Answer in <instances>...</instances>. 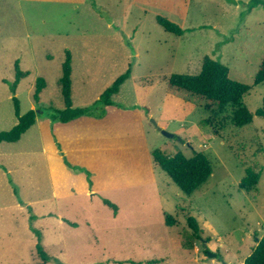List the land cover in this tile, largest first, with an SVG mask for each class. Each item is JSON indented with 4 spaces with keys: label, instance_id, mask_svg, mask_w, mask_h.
<instances>
[{
    "label": "rangeland",
    "instance_id": "374dc122",
    "mask_svg": "<svg viewBox=\"0 0 264 264\" xmlns=\"http://www.w3.org/2000/svg\"><path fill=\"white\" fill-rule=\"evenodd\" d=\"M251 1L0 0V131L17 121L13 96L20 114L35 109L39 118L19 141L0 144V160L11 169L0 170V264L41 261L35 230L51 255L47 264H243L264 233V117L255 114L263 104L264 82L253 85L264 56V4L249 7ZM158 15L178 24L183 34L165 30ZM67 51L72 107L93 105L131 69L106 113L97 115L98 106L95 114L70 123L65 146L103 141L99 155L105 160L107 155L113 161L108 168L116 171L104 190L87 200L82 194L81 201L90 202L92 228L76 231L59 229L55 217L40 218L42 202H53L42 144L45 140L54 149L52 137L62 125L51 116L66 107L60 78ZM206 55L226 64L231 78L253 85L221 114L203 98L168 83L172 73L197 74ZM16 64L24 72L17 83ZM38 77L46 85L35 101ZM239 104L254 113L244 126L232 121ZM142 118L143 128L138 125ZM49 119L52 137L41 130ZM162 129L176 137H166ZM139 143L134 168L123 149ZM108 147L115 152L106 153ZM154 147L187 157L202 151L212 174L186 194L154 162ZM89 153L80 152L83 166L72 165L68 157L63 162L84 172V182L90 184L94 176L103 188L99 176L106 166L97 168V158ZM249 168L260 178L245 190L240 182ZM25 200L35 202L30 206ZM168 215L174 223L167 222ZM61 245L67 250L61 251Z\"/></svg>",
    "mask_w": 264,
    "mask_h": 264
},
{
    "label": "trees",
    "instance_id": "16d2710c",
    "mask_svg": "<svg viewBox=\"0 0 264 264\" xmlns=\"http://www.w3.org/2000/svg\"><path fill=\"white\" fill-rule=\"evenodd\" d=\"M259 3L264 4V0H252L249 7L256 6ZM157 21L165 30L173 32L177 35L183 34V29L165 16L158 15ZM17 81L24 75V72L18 68ZM131 69L128 68L124 73L119 75L114 82L105 89L98 100L93 105L87 107H72V58L69 51L66 52V58L62 64V75L60 78L62 85V96L66 103L64 109L54 110L51 118L62 122L70 121L82 115L95 114L98 106H101V116L106 113L105 106L113 103L112 95L117 93L122 83L129 77ZM264 82V56L259 64L258 70L253 79V85H258ZM16 83L13 84L12 90L15 91ZM170 86L186 90L193 96H199L206 101L208 107L214 105L218 109V113H222L223 109L230 105L236 104L243 96L249 93L253 85L235 80L229 75V67L208 55L203 58L201 69L197 74L172 73L168 78ZM46 82L43 77H38L35 84L33 98L39 100V95ZM15 104V115L17 123L9 130L0 131V143L3 141L14 142L36 122L37 113L35 109H30L24 114H20V106L18 99L13 96ZM213 110V109H212ZM255 114L264 117V99L263 104L258 108ZM254 113L243 104H239L233 110L232 121L237 126H244L253 120ZM176 137V136H175ZM154 162L168 174L172 181L186 194L193 193L200 186L205 184L212 174V167L209 157L202 151H194L191 157L185 156L182 152L167 154L161 148L152 150ZM260 178L259 172H254L252 169H247L246 175L240 182V187L245 190H251L258 184ZM105 203L115 208V204L108 199H104ZM33 216H31L32 218ZM189 225L197 230V223L193 217L188 219ZM167 222L172 224L175 222L173 217L167 216ZM35 230V229H34ZM38 238L36 248L41 261L34 263H16V264H47L51 255L45 250L41 243V235L35 230ZM155 262V261H153ZM15 264V263H13ZM243 264H264V233L257 240V243L251 253L244 259Z\"/></svg>",
    "mask_w": 264,
    "mask_h": 264
},
{
    "label": "crops",
    "instance_id": "0c3cea01",
    "mask_svg": "<svg viewBox=\"0 0 264 264\" xmlns=\"http://www.w3.org/2000/svg\"><path fill=\"white\" fill-rule=\"evenodd\" d=\"M107 106H111V105H107ZM124 110H127V108ZM88 116H90V115H82V116L74 118L70 121L61 122L62 125H61V127L58 128V133L60 135L64 134V132L67 134L63 138L59 134H57L56 131H55V135L53 132H51L50 126H49V124L51 122L50 119L48 121H44L41 124V127H42L41 130L43 131V136L45 135L46 137H52L54 135V137H52V140H53L52 142H54L55 147H54V149L48 148L45 140L43 141L44 144H42V154L44 156V161H45V165H44L45 171H46V174L49 178L50 186L52 189L51 198H52L53 202H52V204L49 205L48 202H50V201L47 198L44 200V202H42L43 206H45V207H44V211L41 212L40 218L48 219V217L49 218L55 217L58 225L60 226L59 229H63V230L76 231L79 228H86V229L92 228V227H90V214H91L90 202L81 201V196H82V194H84L85 200H87V197H90V195L95 196L97 193H99L100 190H104L105 187L108 186V180H109L110 175L112 173L116 172L114 169L108 168L109 165H113V161H111L109 159V157L106 155V153L108 151H110V152L114 151L115 152V149L111 148V147L107 148L106 153H104L106 155V160L99 155V153H102L104 151L103 150V141L96 144L95 142H92L89 140H82L78 146L74 145V147H72V148L65 146L64 141L71 134L70 123L81 121L83 118H86ZM17 121H16V123H17ZM38 122H39V118H36V122L23 135H25L32 127L36 126L38 124ZM138 125H141L143 128L144 118H142V122L139 123ZM57 126H60V125H58V123H57L56 127ZM62 126L68 127L69 129H66L64 131L62 129ZM55 129L56 128L54 125V130ZM140 130H141V128L138 129V131H140ZM22 136H21V138H22ZM19 140H17V141H19ZM105 140H107V138H104V142H105ZM3 142H7V141H3ZM14 142H16V141H14ZM140 145H141V143H139V147H137L136 144H134V145H132V147H128V148L123 149L124 154L129 153L128 158L130 159V161L127 163V165L132 166L134 168H137V166H138L137 148H140ZM154 148H152V150ZM161 149L163 151H165L163 147ZM51 150H54V152H52ZM87 150H90L89 158H90V156H93V158H97L96 159L97 160V168L103 169L106 166L105 170H107V171L102 172V174L100 173V176H99V178L102 179V184H104L103 188L98 183H97L98 185H96L95 180H94V176L92 177L93 182H91L90 184L87 181L84 182V176H85L84 172L77 171L76 168H73V166H69L67 164H64V162H63V158L68 157L69 158L68 161L72 165L83 166L82 160L80 158V152H85ZM152 150H151V152H152ZM0 155H1V153H0ZM49 155H52L54 157V159L50 160L48 158ZM113 157H115V154H113V155L111 154L110 158H113ZM55 158H58V160ZM74 158H78L79 162L74 161ZM3 162H4V160L1 159L0 160V170L4 173H6V172L10 173L11 172L10 167H7L6 164ZM124 165H126V164H124ZM12 167H15V166L13 165ZM83 182H84V184H83ZM157 183H158V180H157ZM25 202H26V204L32 206L33 205L32 203L35 202V200H25ZM45 203H46L47 207H46ZM93 211H96V210L93 209ZM36 213L37 212L34 210V215L36 217L35 220H36V222H39L40 218L37 215H40V214H36ZM81 214H83V217L81 216ZM114 215H116V213H114ZM91 230L93 231L94 229H91ZM48 237H49V235H48ZM42 238H41V240H42ZM51 243L52 242H50L49 244H51ZM178 243H179L180 247L183 246V243H181V242H178ZM42 245L44 246V242ZM66 247H67L66 245L62 246L61 251L62 250L66 251L67 250Z\"/></svg>",
    "mask_w": 264,
    "mask_h": 264
},
{
    "label": "water",
    "instance_id": "95a60500",
    "mask_svg": "<svg viewBox=\"0 0 264 264\" xmlns=\"http://www.w3.org/2000/svg\"><path fill=\"white\" fill-rule=\"evenodd\" d=\"M161 131H162V133H163L166 137H168V138H171V137H174V136H175L174 133L169 132V131H167V130L162 129ZM213 255H215V254H213ZM215 256H216V255H215Z\"/></svg>",
    "mask_w": 264,
    "mask_h": 264
}]
</instances>
